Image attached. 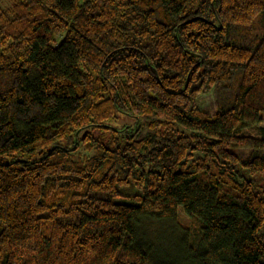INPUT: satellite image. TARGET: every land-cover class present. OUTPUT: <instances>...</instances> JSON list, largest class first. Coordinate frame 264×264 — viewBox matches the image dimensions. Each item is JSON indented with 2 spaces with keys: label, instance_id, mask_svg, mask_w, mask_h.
<instances>
[{
  "label": "trees",
  "instance_id": "obj_1",
  "mask_svg": "<svg viewBox=\"0 0 264 264\" xmlns=\"http://www.w3.org/2000/svg\"><path fill=\"white\" fill-rule=\"evenodd\" d=\"M261 114L264 0H0V264H264Z\"/></svg>",
  "mask_w": 264,
  "mask_h": 264
},
{
  "label": "rangeland",
  "instance_id": "obj_2",
  "mask_svg": "<svg viewBox=\"0 0 264 264\" xmlns=\"http://www.w3.org/2000/svg\"><path fill=\"white\" fill-rule=\"evenodd\" d=\"M2 6H4L6 3L5 2H1ZM262 122H261V126H264V114H261ZM236 134L239 136H258V131L257 128L254 127H248L245 125L239 126L236 130ZM237 152L239 153H246L248 151V149L244 148V147H239L235 149ZM179 214L181 216V218L183 220H187L188 217L186 216V214L182 211V208H179Z\"/></svg>",
  "mask_w": 264,
  "mask_h": 264
}]
</instances>
